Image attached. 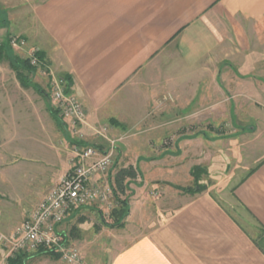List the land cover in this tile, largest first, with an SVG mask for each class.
I'll list each match as a JSON object with an SVG mask.
<instances>
[{
  "label": "crops",
  "instance_id": "0c3cea01",
  "mask_svg": "<svg viewBox=\"0 0 264 264\" xmlns=\"http://www.w3.org/2000/svg\"><path fill=\"white\" fill-rule=\"evenodd\" d=\"M24 4V14L15 5L0 9V39L19 35L35 47L47 79L70 76L89 142L100 125L112 138L125 135L108 171L112 188L120 167L136 173L127 181L122 225L105 226L99 214L102 224L93 227L94 205L57 225L75 233L85 264H264V0ZM168 91L181 103L157 107ZM229 92L245 97L234 103ZM37 105L34 124L19 128L0 110L2 232L25 219L72 156L64 150L70 123L49 103ZM175 111L188 115L192 130L174 129ZM198 165L204 188L181 192ZM53 255L36 259L53 264Z\"/></svg>",
  "mask_w": 264,
  "mask_h": 264
},
{
  "label": "built area",
  "instance_id": "2783aa9c",
  "mask_svg": "<svg viewBox=\"0 0 264 264\" xmlns=\"http://www.w3.org/2000/svg\"><path fill=\"white\" fill-rule=\"evenodd\" d=\"M24 43L16 36L9 39L12 48H21ZM27 58L32 66L38 67L41 63L34 49H30ZM49 98L52 108L70 123V130L76 135V141L71 144L73 161L70 169L49 187L25 219L9 232L0 231L3 251L0 264H9L8 259L18 252H31L40 247L58 253L66 264H82L80 251L67 244L66 235L57 230V225L81 206L107 204L112 194L108 171L116 139L108 138L107 126L100 125L91 129L96 137L106 140L105 148L80 143L84 139L81 127L86 123L85 111L78 99L66 91L62 77L50 79ZM94 174L98 176L95 180Z\"/></svg>",
  "mask_w": 264,
  "mask_h": 264
},
{
  "label": "rangeland",
  "instance_id": "374dc122",
  "mask_svg": "<svg viewBox=\"0 0 264 264\" xmlns=\"http://www.w3.org/2000/svg\"><path fill=\"white\" fill-rule=\"evenodd\" d=\"M29 1L30 0H12L11 1L13 3L12 4V3H8L7 0H0V9H2V8L5 9V7H8V6L10 7V5H15V6H18L16 8L17 9V13L24 14L23 12H20V10L24 11L25 10L23 8V7H25L24 3L25 2L29 3ZM2 16L3 15L0 13V17H2ZM17 17H19V16H17ZM4 22H5V20H4ZM0 33H3L2 30L0 31ZM11 36L19 37V38H21V39H23L25 41L24 45L21 48H14V47L12 48L13 52L16 55H18L20 57H27L30 49H34L35 50V47H33V46L30 47V46H28L26 44L27 41L23 37H21L19 35H11ZM0 38H1V34H0ZM47 75H48V73H47L46 67H44L43 63H40V65H38L37 70L32 75L33 82L38 83L45 91H47V89L49 87V84H50V79L49 78L47 79V77H48ZM59 77H62L64 79V81L66 83V91L69 93V91H68V82H67L66 78L63 75H60ZM48 95H49V92H48ZM228 95H232V97L230 98V101H234V103H240L239 101H242L244 99V97H245V94L243 92H233V93L229 92ZM178 98L179 97L174 92H171V91L165 92V93L161 94L158 97V99H156V103H158L157 107H160L161 104L163 105L164 103H181V100L178 99ZM49 99H50L49 97H48V99H45V97H43L42 94L38 93L36 90H34L30 86L27 87V88L21 86L19 84L18 80L16 79L14 71L8 65V61L6 59H0V110L3 111V114L6 117V123L7 122L8 123H12L10 125L16 126L17 128L24 127V126H26V124H31V123L34 124V121L36 120L34 118V115H35L34 113L36 112V110L38 109V106H39V105H37V103H49L50 107L52 108ZM150 112L153 113L152 110ZM176 113L177 114L174 113L175 115L173 116V119L175 120L174 122H175V125H176V126H174V129H176L178 132H180V131L183 132L184 130L185 131L192 130L191 126L188 123V120L185 118L188 115L182 116L179 112H176ZM59 117L61 118L60 115H59ZM27 120L30 121V122H27ZM2 123H3L2 125L4 127V125H6V123H4V122H2ZM32 126H29L30 130H31ZM34 128L32 130H34ZM70 128H71V125H70ZM1 134L2 135H0V141L4 139V133H1ZM70 135H71V139L76 138V135L71 130H70ZM107 136H108V134H107ZM124 137H125V135H122V136H119V137H114V138L108 136V138H110V139H116L115 149H116V146H117L118 143L123 142ZM96 138H97L96 141L89 142L88 138L86 137V135L84 133V139L82 141H84L85 143L94 144V145H99L100 143H102V145L103 144H105V145L107 144L105 139L99 138V137H96ZM18 142H20V140H18ZM71 144H72V142L66 143V145H65L66 147H64V150L66 149L68 152L71 153ZM115 149L113 150V153H112V159H113V156L115 155V151H116ZM72 161H73L72 160V156H69L68 157L69 165L67 164L68 166H67L66 170L62 169L60 175H58V178L60 176H62L64 173H66V171H68L70 169ZM198 167H200V166L198 165ZM228 168L229 167H227V169L225 171L226 175H227V172H228ZM201 169H203V168H201ZM197 171L199 172L200 170L198 169ZM212 176H213V178H214V176L218 177L219 174H214ZM92 177H93V180H95L97 175L94 174ZM202 181H205L206 185L213 184V181H211V180H208V182H207V180H202ZM202 181H200V182H202ZM188 186H190L191 188H196L197 187V184H194L193 176H192V180L190 182L185 183L183 185H179L178 189L181 192L182 191L183 192H187L186 190H184V188L188 187ZM126 195H127V192L125 190V193L123 195H119V196H120L121 199H126L128 201L129 198ZM88 205L89 206L90 205H92V206L94 205L98 209V211H92V213L89 212L90 219L92 221H94L92 226L93 227L95 225L100 226L102 223L99 221V219H100L99 214L105 220L110 221V218H109L110 211L114 207L117 206L116 195L114 194V192L112 190V194L109 196L107 204L99 205L97 203H92V204H88ZM88 205H84V206H88ZM235 212L237 214H239V212H241V209H238V210L235 209ZM18 224H16L15 226H17ZM93 227H92V229H93ZM67 229H69V228L67 227ZM92 229H91V227L88 228L87 233L91 234V230ZM65 232L66 233H64V234L66 235L67 244H72L73 246L77 247V249L80 251V254L82 255V264H85V259L86 258H85V255H84L83 251H81V249L76 244V242H73L72 238H70L72 235L74 236L75 233H71V234L69 233L70 234L69 235V234H67V232H69V230L65 231ZM95 240L96 241H100V240H102V238L95 237L93 241H95ZM93 241H92V243H93ZM17 254L21 255V257H23V259L26 258V257H31V256L34 257V258H30L29 260H27L25 264H43V262H41L39 260L40 258L36 259L37 256H41V251L39 250V248L37 250H35V251L18 252ZM16 255H14L13 257H15ZM2 256H3V251H2ZM2 256L0 255V261L2 259ZM50 257H53V262H52L53 264H66L65 262H63L61 260L60 256L53 255V256H50ZM96 262L98 264L100 263L99 260H97Z\"/></svg>",
  "mask_w": 264,
  "mask_h": 264
},
{
  "label": "trees",
  "instance_id": "16d2710c",
  "mask_svg": "<svg viewBox=\"0 0 264 264\" xmlns=\"http://www.w3.org/2000/svg\"><path fill=\"white\" fill-rule=\"evenodd\" d=\"M11 35L9 33H5L2 39L0 40V59H6L8 61V65L14 71L16 79L18 80L19 84L23 87H32L38 93L42 94L45 99H48L49 95L47 91H45L38 83L33 82L32 75L35 73L36 68L35 66L30 65L29 60L27 57H20L13 52L12 47L9 44V39ZM36 55L40 59L42 63L43 56L38 51H36ZM68 82L71 81L70 76H64ZM50 108V107H49ZM51 111L53 110L50 108ZM53 115L57 119H61L55 110L52 111ZM75 138L71 139V142H75ZM80 143H85L84 141H80ZM200 167L194 166L191 170V175L193 176L194 184H197L196 188H191L190 186L185 187L184 190L189 192H197L201 191L204 188L203 185L199 183V176ZM136 175L135 170L132 166L128 165L126 167H120L113 175V192L116 195V202L117 206L114 207L109 214L110 221L105 220L102 217V223L105 226H120L123 224V219L128 213V202L126 199H121L119 195L124 194L125 189L127 188V181L134 178ZM41 252H47L59 256L58 253L53 252L48 249H44L42 247L39 248ZM9 264H23V257L17 254L13 258H9Z\"/></svg>",
  "mask_w": 264,
  "mask_h": 264
}]
</instances>
